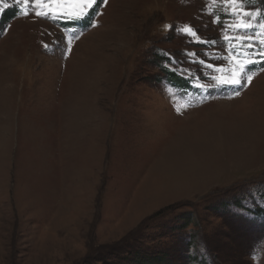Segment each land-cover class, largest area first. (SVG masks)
<instances>
[{
  "label": "rangeland",
  "instance_id": "374dc122",
  "mask_svg": "<svg viewBox=\"0 0 264 264\" xmlns=\"http://www.w3.org/2000/svg\"><path fill=\"white\" fill-rule=\"evenodd\" d=\"M7 2L0 264H264V0Z\"/></svg>",
  "mask_w": 264,
  "mask_h": 264
},
{
  "label": "snow or ice",
  "instance_id": "6c2138e0",
  "mask_svg": "<svg viewBox=\"0 0 264 264\" xmlns=\"http://www.w3.org/2000/svg\"><path fill=\"white\" fill-rule=\"evenodd\" d=\"M13 2L16 5H19L21 2H23L24 4H27L29 2V0H13ZM104 2L106 3L107 0H104ZM229 2L232 4H236L237 0H229ZM52 3L63 4L65 9L69 5H75L76 9H78V12H76L75 14L70 13V12H65L64 10H60L56 14L57 15H68V16H72V18H81L83 15L87 14L84 10L93 8L97 4V0H52ZM8 6H9V4H8L7 0H0V11L5 10ZM36 15L41 16L42 13L37 12ZM245 15H249V14L245 13ZM53 18H55V16ZM253 19H254V17H253ZM237 27L243 28V29H250L252 27V25L250 23L241 22L237 25ZM261 27H264V25H261ZM261 42L264 43V41H261ZM45 47L47 48L48 46L45 45ZM249 47H251V44L249 45ZM243 71H244V69H243V67H241L239 73H235L232 76V78H230V79H225V80L220 81L218 86H231V87H235V88L241 87L242 84L245 83V81L243 79ZM251 79H252L251 76H249L248 82H250Z\"/></svg>",
  "mask_w": 264,
  "mask_h": 264
},
{
  "label": "trees",
  "instance_id": "16d2710c",
  "mask_svg": "<svg viewBox=\"0 0 264 264\" xmlns=\"http://www.w3.org/2000/svg\"><path fill=\"white\" fill-rule=\"evenodd\" d=\"M143 264H144V262H143ZM154 264V263H153Z\"/></svg>",
  "mask_w": 264,
  "mask_h": 264
}]
</instances>
